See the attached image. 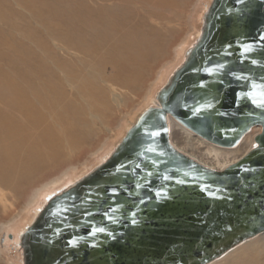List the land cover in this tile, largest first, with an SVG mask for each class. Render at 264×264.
<instances>
[{"label": "water", "instance_id": "95a60500", "mask_svg": "<svg viewBox=\"0 0 264 264\" xmlns=\"http://www.w3.org/2000/svg\"><path fill=\"white\" fill-rule=\"evenodd\" d=\"M262 36L264 0H213L155 104L21 235L22 264H211L263 234L264 108L245 95L264 92ZM170 120L223 148L259 129L256 146L217 171L173 145Z\"/></svg>", "mask_w": 264, "mask_h": 264}, {"label": "bare ground", "instance_id": "6f19581e", "mask_svg": "<svg viewBox=\"0 0 264 264\" xmlns=\"http://www.w3.org/2000/svg\"><path fill=\"white\" fill-rule=\"evenodd\" d=\"M14 1L21 11L13 9ZM100 14V9L70 11L58 0H0V187L17 193L64 160L70 148L86 143V108L100 100L105 108L119 106L126 95L114 94L119 89L113 87L131 76L144 78L152 63L149 45L127 44L128 35L117 27L122 22ZM98 61L112 68V86L94 82ZM177 124L170 120V131ZM248 141L231 151L207 145L213 161L208 168L223 171L239 161ZM243 244L222 257L226 264H264V233Z\"/></svg>", "mask_w": 264, "mask_h": 264}, {"label": "rangeland", "instance_id": "374dc122", "mask_svg": "<svg viewBox=\"0 0 264 264\" xmlns=\"http://www.w3.org/2000/svg\"><path fill=\"white\" fill-rule=\"evenodd\" d=\"M58 1L63 2L64 7L70 11L100 9L101 17L104 16L111 22H117V20L118 23L122 22L117 24V27L121 30H118L120 35H128V38L125 37V42L135 46L149 45L153 59L151 58L152 63L149 68L142 73L143 79L131 76L120 83L125 88L113 87V89H119L114 94L125 93L126 95V98H120L119 106L112 102L109 108H105L106 102L100 100L93 102L92 108H86L87 115L82 124V134L86 143L75 149L70 148L64 160L52 165L17 193L0 187L2 190L0 192L6 195L2 197L0 195V264H22L19 239L47 202L104 162L140 115L155 104L159 91L169 82L174 72L184 62L188 50L200 37L203 16L213 0ZM11 6L15 11L22 10L16 1L12 2ZM22 14L25 18H30L28 12L25 11ZM37 25L35 23L34 26L37 27ZM56 51L63 53L60 49ZM92 71L95 75L94 82L102 87H107L109 84L112 86L109 78L113 75V71L109 65L98 61ZM102 75H105V78ZM128 88L133 92H130ZM177 125L178 127H174L171 131L173 145L206 167L212 164L207 145L213 144L185 127L184 131L181 124V126ZM258 130L254 129L243 138L240 145L248 138L249 141L242 145L241 158L252 149L251 143L253 141L255 143ZM223 258L219 260V263L213 264H226Z\"/></svg>", "mask_w": 264, "mask_h": 264}, {"label": "snow or ice", "instance_id": "6c2138e0", "mask_svg": "<svg viewBox=\"0 0 264 264\" xmlns=\"http://www.w3.org/2000/svg\"><path fill=\"white\" fill-rule=\"evenodd\" d=\"M262 40H264V36L261 37ZM245 53H248L250 51V48H245L244 49ZM253 63H255V61H253ZM218 67H223V65H220ZM236 79H244V77H240V76H237ZM201 88L205 87V85L201 84L200 85ZM256 85H253V88H255ZM246 95V98L250 99L257 107H260V108H264V92H261L260 93V96L259 98L257 99V97L255 95H249V94H245ZM211 105H209L210 107ZM197 112L201 111V109H196ZM159 133H156V132H153V133H150V135H158ZM149 151H151V149H149ZM117 171H120V169H117ZM178 184H182L183 181H177ZM201 191H205L204 188L201 189ZM158 197L163 195L165 197V199H167V193H157L156 194ZM211 196H215V193H210ZM141 204H144L145 201L141 200L140 201ZM133 215V220H132V224L135 225L137 224V220L135 219V216H136V213H132ZM104 229L103 228H96L92 231V235H95L96 233H104ZM111 235V234H109ZM68 246L71 247V248H75L78 246V241L76 239H70L68 242ZM93 247H95V245H92Z\"/></svg>", "mask_w": 264, "mask_h": 264}]
</instances>
